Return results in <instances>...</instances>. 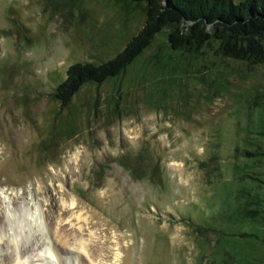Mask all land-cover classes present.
I'll return each mask as SVG.
<instances>
[{"label":"rangeland","instance_id":"obj_1","mask_svg":"<svg viewBox=\"0 0 264 264\" xmlns=\"http://www.w3.org/2000/svg\"><path fill=\"white\" fill-rule=\"evenodd\" d=\"M145 20L143 1L0 0V226L20 208L81 225L110 264H264V162L243 155L264 148V51H175L162 30L121 75L54 97L70 64L112 58ZM2 237L0 263L22 264L1 261ZM27 246L37 264H94Z\"/></svg>","mask_w":264,"mask_h":264},{"label":"trees","instance_id":"obj_2","mask_svg":"<svg viewBox=\"0 0 264 264\" xmlns=\"http://www.w3.org/2000/svg\"><path fill=\"white\" fill-rule=\"evenodd\" d=\"M134 1L146 2L145 23L112 58L98 64H70L65 78L54 92L61 106L67 105L83 84L101 83L121 75L162 30H166L168 47L175 51H183L213 39L219 42L224 53L236 58H254V53H259L258 57L263 54L264 0ZM243 153L246 157H255L264 162V148L261 146L243 148ZM246 193L250 194L248 191ZM248 201L246 213L249 217H256L260 214L257 204H263V199L258 196Z\"/></svg>","mask_w":264,"mask_h":264},{"label":"bare ground","instance_id":"obj_3","mask_svg":"<svg viewBox=\"0 0 264 264\" xmlns=\"http://www.w3.org/2000/svg\"><path fill=\"white\" fill-rule=\"evenodd\" d=\"M20 211L21 212L19 213V215H16L14 211H9L8 220L5 222L3 228L2 226H0V241L3 238L2 235L5 234L7 236L6 237L7 247L9 248V251L5 250L6 252H3L1 254L3 255L1 261L4 260L13 261L14 260L13 258L16 257L17 261L18 260H20V262L22 261V264H37L35 263L34 261L35 259L33 257L29 259V256L26 255V253L30 250L27 246L28 242L34 240L35 247L33 249L35 251H38V249H41L42 247H44L45 250L48 251L49 245L52 246L51 248L52 251H56L57 248L55 246H57L59 242L63 246L64 250L69 252L70 250H72V252L78 251V254L82 256L85 255L84 258L88 256L93 261L94 264H110L108 263V258H107L108 252L102 251L99 246L93 247L94 246L93 244L92 247L90 248L91 251H89L88 247L90 245V240L92 237L91 235L93 234H90L89 236H85V233L83 231L84 229L81 227V225L78 226L77 231L67 234L64 228L62 227V225L59 223L57 224L58 226L54 227V224H52V222L48 223L46 221L42 223V221L39 220L38 214L36 212L29 213L27 212L26 208L25 209L20 208ZM7 225H8L7 228L11 230L8 231L9 232L8 234H6V229H5V226ZM3 230L5 231V233H3L4 232ZM35 232H37V236ZM67 235L72 240L68 239ZM47 237H48V241L46 240ZM91 256L93 257V259Z\"/></svg>","mask_w":264,"mask_h":264}]
</instances>
